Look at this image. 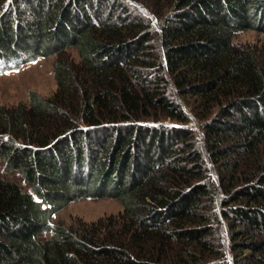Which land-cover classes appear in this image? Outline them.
<instances>
[{
	"label": "trees",
	"instance_id": "1",
	"mask_svg": "<svg viewBox=\"0 0 264 264\" xmlns=\"http://www.w3.org/2000/svg\"><path fill=\"white\" fill-rule=\"evenodd\" d=\"M247 31L264 33V0H1L0 75L56 56L58 89L0 108V160L29 187L0 175V264H264V47L237 44ZM85 199L123 213L55 221Z\"/></svg>",
	"mask_w": 264,
	"mask_h": 264
},
{
	"label": "rangeland",
	"instance_id": "2",
	"mask_svg": "<svg viewBox=\"0 0 264 264\" xmlns=\"http://www.w3.org/2000/svg\"><path fill=\"white\" fill-rule=\"evenodd\" d=\"M152 24L154 27L157 26L155 20ZM235 42L240 45H257L259 47H264V33L256 31L242 32L237 35ZM67 53L72 59L76 61L79 60L76 50H68ZM56 59V56L40 58L37 61L25 64L16 70L7 71L4 74H1L0 108L11 109L17 107L21 103L28 105L32 93H35L44 99L52 98L58 89L54 71V62ZM171 89L172 94H170V97H175L176 91L174 90V86H171ZM183 100L184 99H182V101ZM145 124L152 127L161 124L169 127L180 126L170 120H167L165 123L164 121H161L159 123L146 122ZM187 126L190 127L195 134L196 143L199 146L204 160H206L205 163L210 164L208 157L205 154V133L202 127L197 121L185 125V127ZM0 175L8 181L18 183L24 190H29V187L23 181L18 172L6 171L5 164L2 160H0ZM122 213L123 206L117 200L85 199L71 203L65 210L60 212L55 221L60 219L66 226L75 225L80 221L93 224L102 219L118 217Z\"/></svg>",
	"mask_w": 264,
	"mask_h": 264
}]
</instances>
